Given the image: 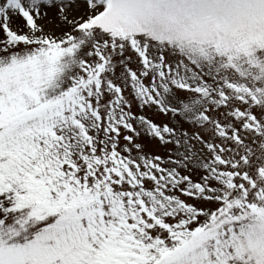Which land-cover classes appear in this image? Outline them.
<instances>
[{"label":"snow or ice","instance_id":"snow-or-ice-1","mask_svg":"<svg viewBox=\"0 0 264 264\" xmlns=\"http://www.w3.org/2000/svg\"><path fill=\"white\" fill-rule=\"evenodd\" d=\"M0 264H264V0H0Z\"/></svg>","mask_w":264,"mask_h":264}]
</instances>
